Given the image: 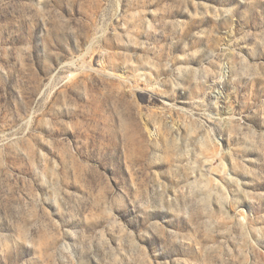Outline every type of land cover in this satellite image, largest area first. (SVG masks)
Returning a JSON list of instances; mask_svg holds the SVG:
<instances>
[{
    "label": "rangeland",
    "instance_id": "374dc122",
    "mask_svg": "<svg viewBox=\"0 0 264 264\" xmlns=\"http://www.w3.org/2000/svg\"><path fill=\"white\" fill-rule=\"evenodd\" d=\"M0 264H264V0H0Z\"/></svg>",
    "mask_w": 264,
    "mask_h": 264
}]
</instances>
